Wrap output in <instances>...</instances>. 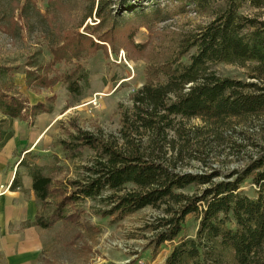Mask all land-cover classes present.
<instances>
[{"label":"trees","instance_id":"trees-1","mask_svg":"<svg viewBox=\"0 0 264 264\" xmlns=\"http://www.w3.org/2000/svg\"><path fill=\"white\" fill-rule=\"evenodd\" d=\"M28 2L32 4L34 0ZM94 2H97V24L86 27L82 33L69 32L63 38L52 50L53 61L45 67L46 73L34 74L29 79L35 88L49 89L57 84L58 77L50 78L47 74L50 68L99 50L107 52V45L114 55L122 49L128 51L129 47L138 51L140 47L133 40L137 28L147 26L158 16L156 12H143L118 25L111 23L116 0ZM121 2L126 11L140 10L138 0ZM191 2L208 6V0ZM246 3L261 8L264 0H225L208 25L182 39L177 66L167 62L148 69L147 83L133 96L132 109L123 113L119 138L112 142L82 134L76 148L63 143L67 159L76 157L83 147L96 152V157L84 167L83 181L55 187L53 178L43 175L40 169L30 173L33 190L43 208L50 199H60L50 217L38 213L27 226L50 229L63 222L91 229L82 222L84 211L76 203L81 199L103 198L109 193L102 199L108 207L99 214L114 222L147 207L161 212L155 223L147 226L154 235L145 250H151L153 261L162 246L169 244L172 249L164 264H264V156L245 171L233 172L215 182V174L177 172L175 161L183 160V151L176 140L168 138L172 131L176 138H181L179 126L183 120L227 121L264 115V87L220 77L213 69L220 63L243 66L255 62L264 71V20L240 15ZM192 49L196 53L190 56L189 63L180 62ZM78 74L79 69L64 78L72 93L80 90L75 79ZM161 75L165 77L163 83L159 80ZM47 113L50 109L45 104L31 105L18 92L12 94L0 87V114L4 117L1 122L19 119L33 126L37 116ZM13 136V132L0 126V150ZM249 177L253 178L255 198L242 190ZM192 186L200 189L185 192ZM21 187L17 175L11 190ZM190 215L199 221L195 237L183 235ZM82 238L81 230L73 242Z\"/></svg>","mask_w":264,"mask_h":264},{"label":"rangeland","instance_id":"rangeland-1","mask_svg":"<svg viewBox=\"0 0 264 264\" xmlns=\"http://www.w3.org/2000/svg\"><path fill=\"white\" fill-rule=\"evenodd\" d=\"M224 1L208 0L204 8L191 0H138L137 9L140 10L137 14L126 11L123 2L116 0L111 23L124 25L143 12L158 14L147 26L137 28L133 40L140 47L138 51L129 47L128 51L122 49L114 55L107 45V52L99 50L79 60L63 61L47 73L50 78L58 77L57 84L44 89L35 88L29 79L32 80L34 74L46 73L45 67L53 61L52 50L69 32L82 33L86 27L97 24V2L34 0L31 4L28 0H0V87L12 94L18 92L31 105L43 103L50 109V113L37 116L33 126L19 119L1 122L4 117L0 114L2 129L13 132L24 142L21 152L29 151L20 156L16 153L8 168L13 182L18 175L22 185L18 189L25 190L24 181L33 182L30 173L35 169L53 178L55 187H64L69 181H83L84 167L96 157V152L83 147L76 157L67 159L63 143L76 148L80 146L82 134L112 142L119 138L123 113L132 109L133 96L147 83L148 69L167 62L177 66L182 39L208 25ZM239 13L263 21L264 5L255 8L246 3ZM119 38L126 45L125 39ZM195 53L196 49H192L180 62L189 63L190 56ZM77 69L79 74L75 79H78L80 90L72 93L64 78ZM213 69L220 77L264 87V71L255 62L243 66L220 63ZM28 73L33 76L29 78ZM159 80L163 83L165 77L161 75ZM179 127L180 139L173 131L168 137L170 141L176 140L177 147L183 151V160L175 161L177 172L215 174L214 181L219 182L233 172L245 171L264 156V115L227 121L190 119L183 120ZM42 128L40 132L38 129ZM30 187L25 195L33 191L32 185ZM199 189L192 186L185 192ZM242 190L256 197L252 177L242 185ZM108 195L105 193L104 197ZM103 198L81 199L76 203V207L84 211L82 222L91 229L63 222L50 229L44 260H49L50 264H164L169 244L162 246L155 261L151 250H145L154 235L147 226L154 224L161 212L147 207L114 222L99 214L108 207ZM36 199L40 214L48 218L55 212L60 198L50 199L44 208ZM198 224V217L188 216L183 235L195 237ZM81 230L84 238L74 243ZM134 254L138 256L135 258Z\"/></svg>","mask_w":264,"mask_h":264},{"label":"crops","instance_id":"crops-1","mask_svg":"<svg viewBox=\"0 0 264 264\" xmlns=\"http://www.w3.org/2000/svg\"><path fill=\"white\" fill-rule=\"evenodd\" d=\"M38 130L41 132L43 128ZM23 143L14 136L0 150V264H50L49 260H44V253L49 247L51 228L26 225L27 222L33 223L40 213L34 190L30 195L24 194L31 185L33 187V182L24 181L25 190H11L13 175L8 176V168L16 153L20 156V153L26 155L29 152L26 149L21 152L25 146ZM169 249L170 254L172 246Z\"/></svg>","mask_w":264,"mask_h":264}]
</instances>
